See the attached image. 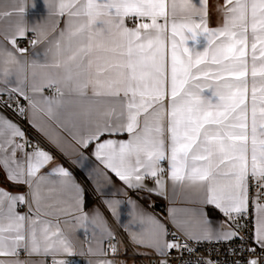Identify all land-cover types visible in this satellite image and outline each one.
<instances>
[{"label":"snow or ice","instance_id":"6c2138e0","mask_svg":"<svg viewBox=\"0 0 264 264\" xmlns=\"http://www.w3.org/2000/svg\"><path fill=\"white\" fill-rule=\"evenodd\" d=\"M207 3L43 0L47 16L30 25L26 14L38 7L37 0H0V97L7 96L0 105L27 115L64 155V138L48 121L80 148L93 147L97 166L87 178L98 184L102 178L111 186L114 175L125 190L167 198L170 183L173 204L182 196V203L196 205L170 207L168 221L175 229L170 231L131 197L103 201L117 220L127 205L124 231L134 245L161 257L157 264H169L172 250L194 254L189 242L237 238L250 202L261 255L247 249L252 257L232 264H264V0H224L217 27L209 26ZM29 34L35 38L20 47ZM40 45L42 55L35 51ZM124 134L127 139L111 138ZM87 160L79 152L72 163L87 168ZM0 169L13 187L24 188H0V264H47L33 256L72 264L60 258L76 255L73 240L59 226L61 217H71L64 223L74 221L83 231L90 254L99 234L108 240L107 250L96 240L100 255H118L117 235L98 210L91 215L84 210L85 189L73 173L2 113ZM207 207L224 217L219 227H213ZM21 252L29 259L21 260Z\"/></svg>","mask_w":264,"mask_h":264},{"label":"crops","instance_id":"0c3cea01","mask_svg":"<svg viewBox=\"0 0 264 264\" xmlns=\"http://www.w3.org/2000/svg\"><path fill=\"white\" fill-rule=\"evenodd\" d=\"M30 3V0H29ZM38 7L35 9L29 8L27 14H26V20L27 22L31 24H35L38 22H43L45 17L47 16V10L43 5V0H37ZM223 4L224 0H208L207 3V11H208V18H209V26L210 27H217L221 26L223 23ZM129 27H132L133 24L131 21L128 22ZM63 20H61L60 27L62 28ZM192 43L191 41L189 42ZM44 45L38 46V48L35 50L37 52H40L41 55L43 53ZM33 50H29L28 58L31 59V52ZM250 60V57H249ZM29 72H31V69H29ZM249 82L251 81V76L249 73L248 76ZM250 88L251 84L249 83V95H250ZM45 95H51V92L49 90H45ZM0 113H2L4 116L10 118L13 122L17 123L22 130L24 131L23 127L20 125L18 121H16L11 114L6 112L1 106H0ZM47 119V118H45ZM28 123L29 119L27 117ZM48 123L51 125L53 129H55L56 132H59L60 135L64 138L65 143L62 145L64 150L67 152V155H64L60 149L52 145L43 135H41L40 132L36 130L30 123L29 125L32 127V129L38 134L40 137L39 144L42 148L49 151L54 157L55 160L63 164L65 167H67L72 173L75 178V180L85 189L84 191V210L89 212V214H92L93 210H98L103 216L107 219L109 226L111 230L116 234V229L126 238V241L128 243H131L134 245L129 237L128 234L124 231V225H126L130 219L128 213L129 209L127 205H122L121 207V216L119 220L114 218L111 213L107 210L105 204L103 203L106 199H120L122 201H126L129 197H131L132 200L136 201L137 205L142 208L146 213L155 215L158 219H161L163 222H165L168 227L172 226L171 223L168 221V210L170 207H196V205H190V204H184L182 203V196H178L177 201L175 204L172 203V191H171V184H168V190H167V198L162 195H157L155 193H149L147 191H132V190H125L124 186L122 185V182H120L114 175L112 176L113 184L109 186L108 184L103 182V179L100 178L99 184L97 183V180L95 178L89 179L88 173L97 166V162L95 161V158L91 155L93 151V147H89L88 149H82L78 144L75 143L67 135V133L63 132L61 129L57 128L56 125L48 121ZM27 138H32V136H27ZM115 139H127V135L124 134L122 136H116L111 137ZM30 150V149H29ZM83 152L85 156L88 157V160L86 161V164L88 165L87 168H81L77 164L72 163V161L76 160L78 158V153ZM163 167L167 168L168 163L167 161L162 162ZM51 165H49V168ZM111 175V174H110ZM165 179H167V175H165ZM149 188H153L154 181L152 179H148L146 181ZM0 188H4L11 192H22L24 191V188H16L13 187L12 184H10L5 179V173L2 169H0ZM125 191L127 192V195H125ZM89 198V199H88ZM160 203L161 205L159 208L161 210L156 209V205ZM18 211L21 213L26 212V207H20L18 208ZM207 214L209 219L212 222V225L214 228L219 227L221 221L224 219L221 213L219 211L214 210L212 207L206 208ZM49 219H53L49 217ZM69 219L71 220V217H61L59 221L60 228L70 236V238L73 240V243L75 245V251L76 255L73 256H64L60 257L62 259H69L71 260L72 264H74L75 260H81L82 264H88L89 261H97L100 259H110L108 256H102L99 253L100 245L96 243V240H103V247L106 249L105 244V238L97 234L96 238L91 241V247L93 249V253L88 252L89 248V241L86 239L85 234L82 230L76 229L74 225V221L72 224H65L64 220ZM55 222V220L53 221ZM91 234V229L89 231V235ZM136 247H139L141 250H150L146 249L144 247H140L137 245H134ZM123 248L126 247V243L123 242ZM83 253V254H81ZM20 259H29L23 252L20 254ZM32 260H44L46 259L47 264H52V258L51 257H41V256H33L31 257Z\"/></svg>","mask_w":264,"mask_h":264},{"label":"built area","instance_id":"2783aa9c","mask_svg":"<svg viewBox=\"0 0 264 264\" xmlns=\"http://www.w3.org/2000/svg\"><path fill=\"white\" fill-rule=\"evenodd\" d=\"M35 37L29 34L28 39L20 42V47H28L31 39ZM30 50V49H29ZM7 96L0 97V100H6ZM20 104L26 105V101L22 98H19ZM15 104V101H13ZM6 112L11 114V116L20 123L23 127L26 136H32L29 140L35 144L39 143L40 137L32 129L27 120V115L24 117L18 116L11 109L5 108L0 105ZM253 192L250 191V201L252 198ZM254 221H255V212L252 208L251 202L249 204V211L246 218L241 219L239 224L241 227L238 229L239 236L230 242L216 243V242H202L196 244L194 242H189L190 247L196 248L194 254H189L187 251H177L172 250L170 255L166 257L169 260V264H194L196 260H212L218 262V264H232L234 260L246 261L252 257V253L247 251V249L255 248V256L260 257L261 249L256 246L253 233H254ZM170 231H175L173 226L168 227ZM116 235L119 243L117 247L119 248V253L116 256H113L111 252H108V257L110 259H115L117 264H157L158 260L161 257L155 255L151 250H141L139 247L132 245L126 241V238L116 229ZM169 239H172L170 236ZM181 245L183 248L184 240L183 237H180ZM123 242L126 243V249L123 248ZM106 250L108 248V240H105ZM235 250V252H233ZM22 253V252H21ZM140 253H149L141 255Z\"/></svg>","mask_w":264,"mask_h":264},{"label":"water","instance_id":"95a60500","mask_svg":"<svg viewBox=\"0 0 264 264\" xmlns=\"http://www.w3.org/2000/svg\"><path fill=\"white\" fill-rule=\"evenodd\" d=\"M74 264H82V261L81 260H75Z\"/></svg>","mask_w":264,"mask_h":264},{"label":"trees","instance_id":"16d2710c","mask_svg":"<svg viewBox=\"0 0 264 264\" xmlns=\"http://www.w3.org/2000/svg\"><path fill=\"white\" fill-rule=\"evenodd\" d=\"M88 199H89V198H88ZM160 205H161V204L158 203V204L156 205V207H157L156 209H158ZM158 210H161V209L159 208Z\"/></svg>","mask_w":264,"mask_h":264}]
</instances>
